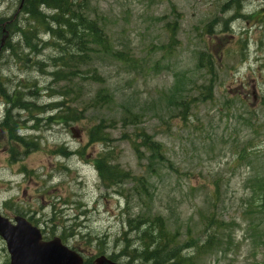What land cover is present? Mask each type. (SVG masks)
Wrapping results in <instances>:
<instances>
[{
	"label": "rangeland",
	"instance_id": "rangeland-1",
	"mask_svg": "<svg viewBox=\"0 0 264 264\" xmlns=\"http://www.w3.org/2000/svg\"><path fill=\"white\" fill-rule=\"evenodd\" d=\"M75 3L106 52L91 45L86 56L40 25L45 45L1 56L0 83L35 108L19 111L13 137L0 124V215L24 217L86 264H123L124 233L139 246L127 222L157 216L191 264H264V0ZM18 7L0 0L3 26L26 24ZM67 54L85 58L64 66ZM91 130L104 142H89ZM104 153L128 175L115 186L94 166ZM3 249L0 238V264Z\"/></svg>",
	"mask_w": 264,
	"mask_h": 264
},
{
	"label": "trees",
	"instance_id": "trees-1",
	"mask_svg": "<svg viewBox=\"0 0 264 264\" xmlns=\"http://www.w3.org/2000/svg\"><path fill=\"white\" fill-rule=\"evenodd\" d=\"M237 1L239 0H231L235 5H237ZM20 7V13L26 18V24H16L13 29H8L7 26H4L6 31L10 33L16 31L15 33L20 36V42L12 45L8 39L2 49L5 50L4 52H8L14 59H18L23 53L22 48L35 52L39 45L42 46L46 44L41 42V39L38 38V33H36L40 25L44 26V33H46L49 38L66 40V36L69 40H75L77 43L75 46L78 47L80 52L83 54L85 53L86 56L88 55L87 50L92 49L91 45L99 49H105V52L108 50V45L103 39L105 37H102L101 28L80 12L84 11L85 5L83 3L79 5L75 3V0H23ZM47 11H49V13H47ZM3 23L4 21L0 19V38L3 36ZM169 28L173 30V27ZM19 47L21 49H19ZM80 56L81 58H85L83 55L73 56L67 54V60L61 63L64 66H72L71 64L75 63L74 60H78ZM61 59L62 58H59V60ZM59 73L60 72H56V74L53 73V75L57 77ZM7 91L8 90L0 84V95H2L9 104V108L6 109L5 120L7 122L4 128H7L10 137H13L11 131H16L19 123L18 119L12 116L10 112L16 109L29 113L31 109L35 107L23 102L22 99L19 98L20 95L17 92L14 91L13 94H7ZM13 96H17V98H13ZM48 108L52 110L53 106H48ZM44 110L45 109L41 107V111ZM49 120H53V117H49ZM96 134V130L90 131L89 142H104V137L94 139ZM143 141L142 146L147 151L160 155L161 148L156 143L152 142L150 139L147 140V138H144ZM62 152L64 156L70 155L65 149H63ZM94 166L100 180L106 186H115L118 184L116 180L128 176L115 165L109 163L106 153L99 155L95 159ZM135 219L134 221H128L127 226L136 234L139 246L133 247L129 244V241L126 239V233H124V245L121 247L120 254L118 255L124 258L125 264H191L192 260L190 257L183 256L174 248V243L172 246L171 242L174 241V238L166 232L164 223L159 216L152 220L145 217H137ZM93 241L94 240L89 239L88 244L90 245ZM109 258L115 259L116 256H109Z\"/></svg>",
	"mask_w": 264,
	"mask_h": 264
},
{
	"label": "water",
	"instance_id": "water-1",
	"mask_svg": "<svg viewBox=\"0 0 264 264\" xmlns=\"http://www.w3.org/2000/svg\"><path fill=\"white\" fill-rule=\"evenodd\" d=\"M0 238L5 242L10 257L9 264L83 263L81 256L62 245L59 238H53L47 242L42 241L40 231L23 217H15L14 224H11L9 220L0 215ZM94 264L118 263L100 256L94 260Z\"/></svg>",
	"mask_w": 264,
	"mask_h": 264
},
{
	"label": "flooded vegetation",
	"instance_id": "flooded-vegetation-1",
	"mask_svg": "<svg viewBox=\"0 0 264 264\" xmlns=\"http://www.w3.org/2000/svg\"><path fill=\"white\" fill-rule=\"evenodd\" d=\"M39 122H40V121H39ZM39 122H38L37 126L40 127L41 124H39ZM0 124L2 125V122H0ZM32 128H33V127H32ZM19 140L21 141V140H25V139H19ZM43 240H46V237H45V236H43ZM2 252H3V255H4V257H5V262H4V264H9V255H8V253H7V250H6V249H3Z\"/></svg>",
	"mask_w": 264,
	"mask_h": 264
}]
</instances>
